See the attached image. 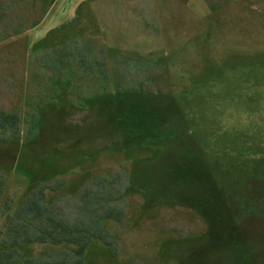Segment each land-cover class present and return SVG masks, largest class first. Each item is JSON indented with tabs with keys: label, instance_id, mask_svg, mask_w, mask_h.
Segmentation results:
<instances>
[{
	"label": "rangeland",
	"instance_id": "374dc122",
	"mask_svg": "<svg viewBox=\"0 0 264 264\" xmlns=\"http://www.w3.org/2000/svg\"><path fill=\"white\" fill-rule=\"evenodd\" d=\"M7 115L10 211L114 180L83 264H264V0H0Z\"/></svg>",
	"mask_w": 264,
	"mask_h": 264
},
{
	"label": "trees",
	"instance_id": "16d2710c",
	"mask_svg": "<svg viewBox=\"0 0 264 264\" xmlns=\"http://www.w3.org/2000/svg\"><path fill=\"white\" fill-rule=\"evenodd\" d=\"M17 126L15 115L0 116V129L13 133ZM34 128L38 134V126ZM112 181L111 184L108 179L93 180L71 199L56 202L47 200L45 190H58L62 183L42 185L31 191L20 207L10 211L14 200L4 195L6 180L0 175V215H6V223L0 228V264H83L92 242L108 235L104 234L102 218L120 221L123 215L108 207L115 198ZM33 243L59 250L40 258L23 257L21 251ZM105 243L112 247L110 242Z\"/></svg>",
	"mask_w": 264,
	"mask_h": 264
}]
</instances>
